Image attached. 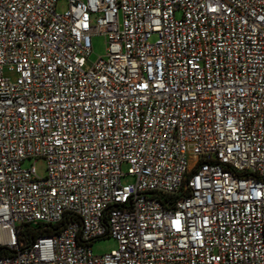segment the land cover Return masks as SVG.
Listing matches in <instances>:
<instances>
[{
  "label": "built area",
  "instance_id": "built-area-1",
  "mask_svg": "<svg viewBox=\"0 0 264 264\" xmlns=\"http://www.w3.org/2000/svg\"><path fill=\"white\" fill-rule=\"evenodd\" d=\"M58 1L0 0V264H264V0Z\"/></svg>",
  "mask_w": 264,
  "mask_h": 264
},
{
  "label": "rangeland",
  "instance_id": "rangeland-1",
  "mask_svg": "<svg viewBox=\"0 0 264 264\" xmlns=\"http://www.w3.org/2000/svg\"><path fill=\"white\" fill-rule=\"evenodd\" d=\"M68 10V2L67 0H59L56 5V11L59 14H63ZM179 16V13H178ZM154 40V38L152 39ZM105 38L103 36H95L93 37V53L91 56V60H96L99 56L105 54ZM32 166L35 167L36 174L39 178H45L47 176V163L43 158L37 159L33 161L32 159H27L23 163L24 168H31ZM128 170V165L124 164L122 166L123 174H126ZM134 177L132 176H123L122 177V184H130L134 182ZM93 252L96 255H101L105 253H110L112 250L117 248V242L112 238H103L96 240L93 245Z\"/></svg>",
  "mask_w": 264,
  "mask_h": 264
},
{
  "label": "trees",
  "instance_id": "trees-1",
  "mask_svg": "<svg viewBox=\"0 0 264 264\" xmlns=\"http://www.w3.org/2000/svg\"><path fill=\"white\" fill-rule=\"evenodd\" d=\"M31 238H33V236H31Z\"/></svg>",
  "mask_w": 264,
  "mask_h": 264
}]
</instances>
